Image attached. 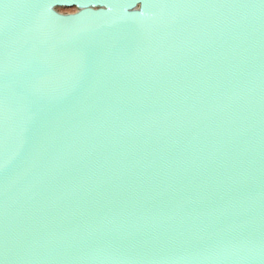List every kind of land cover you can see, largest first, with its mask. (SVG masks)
Segmentation results:
<instances>
[{
	"label": "water",
	"instance_id": "obj_1",
	"mask_svg": "<svg viewBox=\"0 0 264 264\" xmlns=\"http://www.w3.org/2000/svg\"><path fill=\"white\" fill-rule=\"evenodd\" d=\"M0 264H264V0H0Z\"/></svg>",
	"mask_w": 264,
	"mask_h": 264
},
{
	"label": "rangeland",
	"instance_id": "obj_2",
	"mask_svg": "<svg viewBox=\"0 0 264 264\" xmlns=\"http://www.w3.org/2000/svg\"><path fill=\"white\" fill-rule=\"evenodd\" d=\"M57 10L62 13H71L74 12L76 9L74 7H69V8L62 7V8H57Z\"/></svg>",
	"mask_w": 264,
	"mask_h": 264
}]
</instances>
